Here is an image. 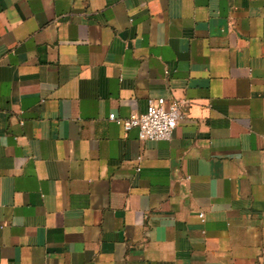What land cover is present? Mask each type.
Listing matches in <instances>:
<instances>
[{"label":"crops","instance_id":"0c3cea01","mask_svg":"<svg viewBox=\"0 0 264 264\" xmlns=\"http://www.w3.org/2000/svg\"><path fill=\"white\" fill-rule=\"evenodd\" d=\"M0 264H264V0H0Z\"/></svg>","mask_w":264,"mask_h":264},{"label":"built area","instance_id":"2783aa9c","mask_svg":"<svg viewBox=\"0 0 264 264\" xmlns=\"http://www.w3.org/2000/svg\"><path fill=\"white\" fill-rule=\"evenodd\" d=\"M184 103L168 101L164 97L149 98L144 113H131L128 118H118L110 113L109 119L120 124L125 131L136 127L140 140H166L184 117Z\"/></svg>","mask_w":264,"mask_h":264}]
</instances>
